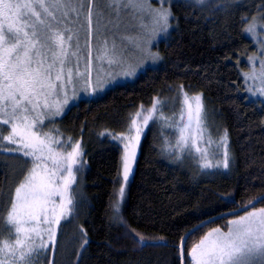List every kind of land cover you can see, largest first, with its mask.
I'll use <instances>...</instances> for the list:
<instances>
[{
	"label": "trees",
	"instance_id": "trees-1",
	"mask_svg": "<svg viewBox=\"0 0 264 264\" xmlns=\"http://www.w3.org/2000/svg\"><path fill=\"white\" fill-rule=\"evenodd\" d=\"M171 5L174 29L159 46L158 64L142 67L138 77L95 97L81 98L54 118V130L82 144L86 168L74 212L60 222L56 247L48 251V260L43 257L47 264H183L180 246L193 227L264 194V102L251 96L243 74L257 50L244 30L254 17L264 18V0L208 5L175 0ZM182 92L204 95L214 137L227 131L229 168L206 171L191 161L177 162L170 149L174 129L156 121L146 129L118 215L124 227L113 219L123 153L108 133L128 131L141 106H152L156 98L171 101ZM29 164L0 152V236L5 239L10 237L3 217ZM235 217L193 233L185 247L187 264L193 245ZM84 239L88 243L82 247Z\"/></svg>",
	"mask_w": 264,
	"mask_h": 264
},
{
	"label": "snow or ice",
	"instance_id": "snow-or-ice-1",
	"mask_svg": "<svg viewBox=\"0 0 264 264\" xmlns=\"http://www.w3.org/2000/svg\"><path fill=\"white\" fill-rule=\"evenodd\" d=\"M158 3L160 8H153L148 0H111L106 9L96 13L104 17V12L108 11L109 18L99 35L94 37L93 9L98 0H0V126L8 127L7 135L0 127V148L31 158V167L15 187L3 217L10 238L0 236V264H31L33 257L48 250L50 245L54 249L57 227L74 208L71 195V185L75 183L73 166L81 164V146L77 142L65 156L53 149L48 133L41 135L36 129L44 124L45 119L62 113L70 99V87L71 98H75L77 81L83 83L84 91L90 89L95 93L115 79L112 73L103 71L105 64L111 67L126 63L123 44L130 37L117 35L119 25H113L109 30V25L113 24L112 15L122 11L132 16L148 12L154 23L151 36L155 38L167 31L170 19H175L170 7H163L170 0H158ZM196 3L203 5L205 0H196ZM256 28L253 22L244 31L255 33ZM82 30L86 33L83 46ZM97 64L98 68L95 67ZM94 73L95 85L92 83ZM120 74L130 76L134 71ZM245 76L251 80L259 79L262 86L257 91L264 95V60L259 74L253 70L252 74L245 73ZM183 96L186 108H182L180 119L184 120L186 110L187 123L179 126L173 150L178 155L186 151L200 153L205 161L204 168L228 169L227 131L219 142L224 149L223 159L213 164L208 160L207 150L196 147L198 136L202 137L205 130L202 94L189 97L183 93ZM164 106V102L156 98L151 109L147 110L148 114L142 117V124L137 123L141 112L130 118L128 130L135 132V136L112 137L126 141L122 157L125 184L132 170L135 146L139 143L142 128L150 120L166 122ZM123 195L122 185L119 196L122 198ZM56 197H59V203ZM253 200H264V194L250 199L248 204L253 205ZM227 223V231L212 229L191 247V264H264V208L256 209L253 205L245 215ZM143 239L139 237L140 241ZM87 243L84 239L81 246Z\"/></svg>",
	"mask_w": 264,
	"mask_h": 264
},
{
	"label": "rangeland",
	"instance_id": "rangeland-1",
	"mask_svg": "<svg viewBox=\"0 0 264 264\" xmlns=\"http://www.w3.org/2000/svg\"><path fill=\"white\" fill-rule=\"evenodd\" d=\"M173 1H175V0H170V3H165L163 5V7L164 8L170 7L171 12H173L172 5H171V2H173ZM187 1L196 3V0H187ZM212 1H215V0H205L204 5H208ZM148 2L151 4V6L153 8H160L161 7V4L158 3V0H148ZM110 3H111V0H98L97 7H95L93 9V12H94L93 28L96 29V31L94 32V37L96 35H99V31L102 29V25L106 24L107 19L109 18L108 11L104 12V17H101V16L97 15L96 13H98L101 10L106 9L107 5ZM71 15L74 16L75 14L72 13ZM110 18L113 21V24L109 25L110 31L112 30L113 25H119V30L117 32V35L119 37H130V39H125L124 44H123V48L125 50L126 63L124 65H113L111 67H109L105 64L103 71L105 73H108V72L112 73V75L115 77V79L112 80L110 83L106 84L103 89L98 90L95 93H92L90 89H89V91H84L83 83L77 81L75 83V91H76L75 98H71L72 97V89L70 87L69 88L70 99H69L68 104L63 107L62 113L60 115L45 119L44 124L39 126L38 129H36V131H39L41 135H43L44 133H48L49 137L52 141L53 149L57 152H60L61 154L65 155V156L67 155L68 152L72 151L73 145L76 144L77 142H79V144H80V141H77V142L72 141L71 139L67 138V136H64L61 132H57V130H54V128L57 127V124H56L54 118L60 117L64 113V110L66 111L70 106L74 105L81 98L95 97L98 94L106 91V89H108L109 87H111L115 84H119V82H121V81L127 80V78L134 79V76L139 72V70H141L142 67H147V66L152 67V66L158 64L159 61L162 59V53H161V51H159V46L161 45L162 40H168V38L170 37V35L174 29L173 19H170V21H169L170 26L168 27L167 31L164 33H160L155 38H153L151 36V32H152V29L154 27V23H153V20L151 18V15L148 12L141 13L138 16H132L129 12L122 11V12H119L118 15H112ZM254 18H255V20L251 19V22L248 23L247 28L249 27V25H251L253 22H255L257 25L256 32L255 33H248L247 32V35H249L250 38L252 37V39L254 40L255 46L257 47L256 48L257 50H256L255 54H252L249 57L252 59H249L248 70L244 71L243 74H244V78L248 84V89H251V91H250L251 96L255 97V99H257V100H261L262 102H264V95H261L257 91V89L262 86L260 83V80L259 79L251 80L245 76V73L252 74L253 70H255V72L257 74H259V72L261 70V61L264 60V18H263V16H260V15L254 17ZM80 19L83 22V15H81ZM97 21H99V23H97ZM85 37H86V33L82 30L81 31V45L82 46L84 44ZM117 42L119 43V40ZM92 44H93V46L96 45L95 38L92 39ZM129 65H131L132 67L129 68ZM95 67L98 68L99 65L97 64V65H95ZM123 71H134V74L130 75V76L121 75L120 73H122ZM138 75H139V73L135 76V78L138 77ZM95 79L96 78H95V73H94L93 74V80H92L93 85H95ZM183 93H185V92H182L181 96L173 97L171 101L169 99L164 98V100H163V99L159 98V100L163 101L165 104V106L163 107V115L165 118H167L166 122L165 121H159V122H162L165 125L171 124L172 125L171 128H173L175 131V134L173 136L174 144L172 146L175 145V142L179 136V126H182L184 123H187V112H186V110L184 111V120L180 119V116L182 113V108H186V106L183 104V100H184ZM198 94H201V93H198ZM198 94H195V95H198ZM195 95L188 94L189 97H192ZM202 102H203V106H204L203 119H204V129L205 130L203 132L202 137L198 136L197 141H196V147H199L201 149H206L208 160L214 164V162H217V161H220L223 159L224 149L220 146L219 142H220L221 137L224 136V132L222 133V135L218 136V138L214 137L213 132L211 130V127H209V125H208L210 116H208L209 114L207 113V107H206L205 102H204V95L203 94H202ZM151 107L152 106H150V107H144L143 106V110H141V108L138 110L139 112H141V118H137L138 124H142V117L144 115L148 114L147 110L151 109ZM152 124H154V122L152 120H150L148 125L146 127L142 128L139 143H138V145L135 146V159L131 164L132 170L129 174V178H128V181L126 184L123 182V177H122L121 185L119 186V189L122 185L124 186L123 197L121 198L119 196V190H118V193L116 194V202H115V205L113 208L115 215H114L113 219L117 223L123 224L124 227H125V224L118 218V215L120 214V212H122V206L124 205V202L126 200V195H127V191H128V187H129L128 185H129L132 177L134 176L133 173H134V170L136 167L137 158L140 154L139 151H140L141 144L143 142L142 139L144 137L145 132L147 131L146 129L149 126H151ZM0 127L3 128V134L7 135L8 134V127L7 126H0ZM108 134H109V136H111V138L114 136H122V137L135 136V132H129V130L126 132H121V134H119V133L117 134V133H113V132H109ZM113 140L119 144V146L122 149V153L124 155V151H125L124 143L126 141L116 140V139H113ZM56 141H59V143H56ZM208 141H211V143H208ZM228 142H229V138L227 137V146H228ZM5 144H6V142H5ZM80 146L82 149V144H80ZM8 147H14V146L8 145ZM170 149L172 151H174L173 147H170ZM227 151H228V148H227ZM0 152H3L4 154H7V155H12V154L16 155L17 157L24 159L25 162L27 161V159H29L31 162L30 157H24L19 152L4 151L2 148H0ZM82 152H83V150H82ZM84 156L85 155H82L81 157H79V159L81 161L80 165L73 166V172L75 174V183H73L71 185V195H72L73 200H74L73 210L75 209L76 197L79 195L80 189H81L80 183H81V178H82L81 177L82 170H83V168H86L85 167L86 162H85ZM173 158H175L176 161L180 162V163H183L184 161L194 162L200 168V170L203 169V170L207 171L209 169H212V168H204L203 167V164L205 163V161L201 157V154L197 153L195 151H192L191 153L186 151V152L179 154V155L177 154L176 151H174ZM47 163H48V167L51 168L52 167L51 162L48 161ZM30 167H31V165L29 164V168ZM77 168H79V171L76 170ZM63 174L64 173H61V175H63ZM121 176H122V174H121ZM57 182L59 183V181H57ZM56 200H57V203H59V197H56ZM117 208H118V211H117ZM259 208H264V206H259L256 209H259ZM250 210H252V209H250ZM250 210H248V211H250ZM73 212L74 211H72L71 215L73 214ZM245 214H246V212L243 214H240V215H245ZM69 216L66 219H68ZM238 216L239 215H237V217ZM237 217H235L233 219H236ZM66 219H63V220H66ZM63 220H61V221H63ZM60 224L56 230V241H57V237H58V229L60 227ZM216 228H219L223 231H227L228 226L226 228L215 227V229ZM129 230L131 231L132 229H129ZM134 234H137V233L135 232ZM134 237L136 239H138L139 237H143V236L141 234H138V236H134ZM144 239L142 241L143 243L146 242V240H144ZM56 241H55V245H56ZM55 247H54V249H55ZM51 248L52 247L50 245L48 250H45V251L41 252L40 254H38L37 256L33 257L31 264H47L45 259L48 260L47 253H48V251L51 250ZM43 257H45V259ZM185 262H186V260H185Z\"/></svg>",
	"mask_w": 264,
	"mask_h": 264
},
{
	"label": "water",
	"instance_id": "water-1",
	"mask_svg": "<svg viewBox=\"0 0 264 264\" xmlns=\"http://www.w3.org/2000/svg\"><path fill=\"white\" fill-rule=\"evenodd\" d=\"M262 201H264V200H260L259 202L254 200L253 201L254 207L258 206ZM253 205L247 204V206L241 207L239 209H236V211L225 212V214L214 215V217L206 219L202 223H200L197 226L193 227L192 230L189 231L182 239V243H181L182 244V253H181L182 261L181 262L183 264H187V262H185V258H186L185 247H186V244L188 242V238L191 237L193 235V233L203 229L204 226H207L209 224L215 223V221H218L220 219H224L226 217H233V216H237L239 214L245 213L248 210L252 209ZM180 251H181V246H180Z\"/></svg>",
	"mask_w": 264,
	"mask_h": 264
}]
</instances>
